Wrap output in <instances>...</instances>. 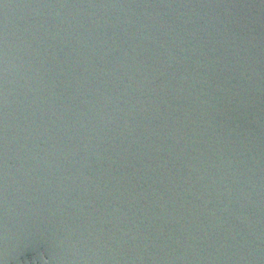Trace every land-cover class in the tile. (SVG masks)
<instances>
[{"label":"water","instance_id":"1","mask_svg":"<svg viewBox=\"0 0 264 264\" xmlns=\"http://www.w3.org/2000/svg\"><path fill=\"white\" fill-rule=\"evenodd\" d=\"M0 264H264V0H0Z\"/></svg>","mask_w":264,"mask_h":264}]
</instances>
